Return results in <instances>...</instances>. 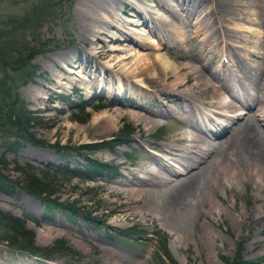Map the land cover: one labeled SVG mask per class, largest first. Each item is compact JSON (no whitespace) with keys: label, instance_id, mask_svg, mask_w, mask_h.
<instances>
[{"label":"rangeland","instance_id":"obj_1","mask_svg":"<svg viewBox=\"0 0 264 264\" xmlns=\"http://www.w3.org/2000/svg\"><path fill=\"white\" fill-rule=\"evenodd\" d=\"M39 1L0 0V27L4 31L1 34L10 32L4 39L26 42L42 49L29 61L33 71L27 72L26 67L18 69L13 65L8 67L7 74L12 79L14 92L25 107L36 115V121L31 123L29 131L43 144L33 146L18 140L20 146L14 151L0 148L5 160L1 173L20 184L22 178L14 168L28 164L36 171L52 176L55 181L51 198L55 203L76 211L68 216L63 211L45 207L21 188H14L11 194L0 192V210L24 221L25 228L32 232L34 247L51 250L49 259L43 260L0 243V264H159L157 257H153L154 250L157 249L153 239L156 234L160 236L163 252L166 253L163 255L165 264H226L235 255L253 264H264V193L260 186H255L253 181L256 178L254 180L248 175L242 178L232 176L213 182L206 190V197L199 207L203 212L190 220L193 225L189 221L185 235L180 238L163 226L157 216L143 217L131 202V217L124 216L116 206V202L132 199V196L125 197L124 190L137 186L133 180L155 181L156 177L150 172L157 169L163 171L161 166L165 170H177L175 166L183 161L177 157L179 162L175 163V156L166 154L165 144L182 149L191 144L188 135L183 134L185 131H194L208 138L207 130H214L213 127L219 123L226 130L217 139H207L215 143L223 135L229 134L227 127L236 117L249 116L256 110V107L251 110H239L241 107H235L229 111L221 107L223 103L233 101L229 90L237 92L234 85L257 97L264 94V87L254 75H264V70L260 69L264 68V28L256 21L255 9L249 5V1L242 0L239 5L241 14L224 23L230 29H219L212 34L214 38L219 37L218 44L224 51L222 54H216L219 46L215 49V42L211 46L201 43L211 30L198 27L195 15L186 18L185 13L179 11L182 13L181 17L179 21L175 19L173 26L178 33L171 36V47L167 48L168 40L149 26L151 21L148 26L129 22V19L138 18L136 13L117 10L108 17L114 24H109L107 30H101L92 40L89 39L90 53H95L96 48L101 46L107 54L106 58H90L100 67L93 66L89 70L84 65V55L77 53L74 48L80 43L77 24L73 18L75 0H50L51 12L36 25L17 27L16 20L23 14L30 15L28 18L31 19L29 8ZM139 1L143 2L140 5L144 8L154 5L151 0ZM167 2L174 3L173 0ZM150 9L163 13L154 6ZM186 23L189 26L185 27ZM119 24L125 26V32L117 28ZM187 36H195L200 41L199 46L190 38L183 42V38ZM5 45L10 46L9 43ZM50 46L52 49L48 48ZM204 47V55H201L200 51ZM210 47L215 50L209 52ZM231 47H234V55H227L226 51ZM60 50H68L78 56L77 60L73 56L72 60L75 61L70 66L62 64L65 67L63 72L52 66L53 63L49 60L51 55ZM167 52H186L193 57L200 56L199 65L203 71L218 73V79L210 80V86L203 90L199 99L194 100L200 112L212 116L211 121L201 120L196 107H193L194 113L189 112L184 104L186 101L170 98L175 92L165 89L173 83L172 74L154 91L152 86L148 88L146 85L148 81L143 83L138 78L130 77L143 63L138 60L139 57L148 54L154 60V55L165 53L166 56ZM173 59L174 62H180V59ZM122 75L129 77L123 78ZM158 76L162 77L161 74ZM155 81L157 83L160 79ZM185 81H182L180 90H187ZM152 83L155 84L153 81ZM150 92L156 96H152ZM127 101H139L152 110L171 108V111H168L166 117H156L155 126L137 123L127 114L128 110L135 111L123 105ZM112 108L123 111L116 125L110 127L105 123L90 130L92 116ZM239 111L245 114L237 116ZM195 118H198L200 131L181 122L183 119L193 122ZM162 119L165 121L162 122ZM258 123L264 130V122L258 120ZM124 125L133 129L130 136L118 138L122 143L110 142ZM209 136L213 138L212 135ZM180 137L184 141H179ZM101 141L103 145L93 146ZM83 145L86 147H79ZM185 154L187 155L184 152ZM89 161L109 165L115 171L109 173L101 170L95 176L81 174L82 165ZM164 176L169 177L166 173ZM84 216L88 217V221L83 220ZM127 228L134 233L132 237L121 240L122 237L116 239L110 235ZM0 233H3L1 228Z\"/></svg>","mask_w":264,"mask_h":264},{"label":"bare ground","instance_id":"obj_2","mask_svg":"<svg viewBox=\"0 0 264 264\" xmlns=\"http://www.w3.org/2000/svg\"><path fill=\"white\" fill-rule=\"evenodd\" d=\"M173 1L174 3H168L167 0H151V2L154 3V5L151 3V5L157 7L165 14L161 15L163 13L159 14L156 11L154 12V10L150 9L153 7L151 5V7L148 8L141 6L140 4L143 2L139 0H135V2L131 0H75L73 7V18L77 24L78 42H80L78 47L74 46L75 51L77 50V53L84 55V65L88 68V70L93 68V66L95 68L96 66L100 67L96 61H91L90 58H106L107 54L103 51L101 46L96 48L95 53H90L88 45L91 42L89 39L91 38L90 40H92V37L97 36L101 30H107L106 27H108L109 24H114L108 20L110 14L112 15V13L117 10L122 13H128L129 10H131L136 13L135 16H138V18L129 19V22H136L142 26H148L149 22L151 21L149 26H151L154 31L156 29L157 33L164 35L168 40L166 45L167 48L171 47V36L173 37L175 36L174 34L178 33L177 29L173 27L176 22L175 19H178L179 21L182 13H185L186 18L193 17L195 15L198 19L196 22L198 27L201 28L202 26V30H208L209 28L211 30L208 37H204V39L201 40V43H206V45L211 46V44L215 42V49L217 48V45L219 46V48L216 50V54H222L224 51H222L220 44H218L219 37L214 38L212 34L218 32L219 29H221V31H223V29H230L224 23L241 14L242 9L239 8V5L242 3V0ZM248 1L249 5H252L255 9V14L257 16L256 21L261 27L264 28V0ZM180 10L182 13L179 12ZM166 12L168 14H166ZM94 14L96 16L98 15L99 17H95ZM168 15L174 20L170 19ZM123 21V23L127 24V21ZM186 24L187 25L185 27L189 26V23ZM122 25H117V28L122 29L120 31L125 32V26ZM109 32L113 33V31ZM188 38L193 40L199 46L200 41L195 36H187V38H183V42H186V40L188 41ZM215 49L210 47L208 51L213 52ZM230 49L226 51L227 55H234V47H231ZM63 50H60L58 53L55 52V54L49 57L51 63L54 64H52V66L57 67L60 69V71L62 70V72L65 71V67L62 64L70 66L71 62H74L78 59V56L76 55L77 53L75 54L74 52L71 53L68 50ZM204 50L205 47L200 51L201 55H204ZM167 53L166 56L165 53L154 55V60H151V57L148 54L139 57L138 60L142 61L143 63L141 64V67L138 68L130 77L138 78V80L143 81V83L148 81L146 85H148V88H151L152 86L151 89L154 91L158 90L156 88H160L161 82L163 83V81L169 78V74H172L173 80H171L173 83H170V85H168L169 87H166L165 90L175 92V94H172L170 98L172 100L179 99L181 101H186L184 102L185 107L189 112L194 113L195 110L193 107H196L194 100L198 98L203 90L210 86V80L218 79L219 75L216 71H203L199 65L200 56L193 57L186 52ZM73 56L75 57L74 61L72 60ZM172 57L176 60L180 59V62H174ZM205 68L207 69L208 66L206 65ZM260 69L261 71L264 70L263 67ZM159 74H161L162 77L158 76ZM254 75L255 78L261 82V86L264 87V75H257L255 73ZM122 77L124 78L129 76L122 75ZM155 79L158 81L160 79V81L156 83ZM184 80L187 82L186 91L180 90L181 83ZM152 81L155 83L154 85ZM234 86H236L235 88L238 89L237 92L232 91V89L229 90L231 92L233 101L225 102L221 105V107L226 108L229 111H232L235 107H241L239 110H243L242 108L251 110L255 109L256 107V110L249 116H245L243 115L245 113H241L239 111L240 113H237V116L241 114L243 116L236 117L230 126L227 127V132L229 131V134L223 135V137L217 142L215 141V143L210 142L211 139H217L216 137H220V135H222L226 130L225 126L223 127L219 123L217 125L215 124L216 126L213 127L214 130H207L209 135H212L213 137L211 138L209 135H207L210 141L207 140L208 138H206V136L202 137V134L198 135L194 131H185L183 134L188 135L190 139L189 141L191 142L190 145L185 146L182 149H178L176 147L170 146L169 144H165L164 149L166 150V154L175 156V163L179 162L177 157H179L183 162L177 164L179 167L175 166L177 167L176 171L165 170L164 166H161L163 171H160L159 169L154 172L151 171L150 173L156 177L155 181L145 182L141 179H136L135 181L133 180V183L137 185L136 187L132 188V186H130V188L128 187L129 189L124 187L126 189L124 190L126 195L125 197L132 196V199L116 202L118 211H122L124 216H130L132 214L131 209L133 206H130L131 202L134 204L135 210L138 213L140 212L142 215H144L143 217L148 215L157 216L158 219L161 220L160 223L163 224V226L171 230L174 235L180 238L185 235L184 233L189 221L194 216H199L201 212H203L201 209H199V207L202 205L203 199L206 197V190L213 182L221 181V179L224 177L230 178L232 176H240L242 178L243 176L248 175L252 179L256 178V180L254 179L256 182L253 180L252 181L256 183L255 186H260V189L264 193V130L260 126V123H258V120L264 122V94L257 97L256 95L254 96L249 94L244 88H241L238 85ZM150 94H152L154 97L156 96V94L151 92ZM163 94L164 93H162V95ZM123 105L135 109V111H127L130 119L137 123L143 122L146 125L153 126L156 125V117H166L168 111H171V108L164 110H152L151 107H146L141 104V102L139 103V101H127L123 102ZM196 109L201 120L205 119L206 121H211V115L206 114V112L205 114L204 112H200L199 107H196ZM122 112L123 111L119 109L112 108L104 109L95 113L90 121V130L92 129L93 131L105 123H107V125L110 127H114L118 117L122 115ZM191 118H193V116ZM239 118H241V120H239ZM184 119L181 122L185 123L186 125H191L193 128L200 131L201 126L198 122V118H195L193 122L184 121ZM163 121H165V119H162V122ZM179 141L184 140L180 137ZM183 151L187 153V155H184ZM165 173L168 174L169 177H165ZM122 192L123 191H121V193ZM30 200H32V198H30ZM206 211L207 210H205V213ZM191 225H193L192 222Z\"/></svg>","mask_w":264,"mask_h":264},{"label":"trees","instance_id":"obj_3","mask_svg":"<svg viewBox=\"0 0 264 264\" xmlns=\"http://www.w3.org/2000/svg\"><path fill=\"white\" fill-rule=\"evenodd\" d=\"M30 14L32 13L31 19L28 17L30 15H22L16 20L17 27H32L34 24L45 17V15L51 12L50 0H40L38 3L31 6ZM3 27H0V148L4 151H14L20 143L26 142L33 146H42V141L35 138L29 131L31 123H35L36 115H33L29 111L23 101L17 96L12 87V79H9L7 70L8 67H15L21 69L26 67L27 72L33 71L32 65L29 63L31 57L35 53L42 51L34 46L28 45L26 42L22 43L16 40H6L5 36L9 34L3 33ZM5 43H9L10 46H6ZM40 44V43H38ZM42 45V44H41ZM44 45V43H43ZM54 46V45H53ZM52 49V46L48 47ZM25 72V71H24ZM33 74V73H32ZM96 107V106H93ZM80 108V107H79ZM82 109V108H80ZM125 126V125H124ZM133 129L130 127L120 128L118 134L114 136V139L110 142L122 143L119 139H124L130 136ZM11 139V140H10ZM119 141V142H118ZM109 142V143H110ZM103 145L102 142L96 143L93 146ZM79 147H86L85 145ZM3 153V152H2ZM0 152V192L5 194H11L14 188H21L27 195L37 198L41 203L50 209H55L58 211H63L65 215L71 216L70 214H75V209L69 206H62L57 204L51 198L54 193V178L45 174L44 172L36 171L32 166L24 164L23 166H16L14 171H16L22 178L20 184L17 181L11 180L1 173V166L5 164L3 154ZM61 155H64L61 152ZM67 170V169H66ZM101 170L113 173L115 170L109 165H99L97 162L89 161L82 165L81 174H88L89 176H95L101 173ZM69 171V170H67ZM71 172L73 170H70ZM113 175V174H112ZM69 213V214H68ZM87 216H84L83 220L86 221ZM88 221V220H87ZM99 228V226H96ZM0 228L3 233H0V243L8 245V247L26 253L31 256L40 257L42 259H49L51 250L46 248H36L32 243V232L27 230L24 226V221L10 213L3 212L0 210ZM121 233V234H117ZM117 233H111L110 235L116 239H126L132 237L134 233L127 229L118 230ZM154 243L157 249L153 253L154 259L157 257L159 264H165L163 261V247L161 244V239L158 234L154 237ZM226 264H253L242 260L240 256L235 255L234 258L227 262Z\"/></svg>","mask_w":264,"mask_h":264}]
</instances>
